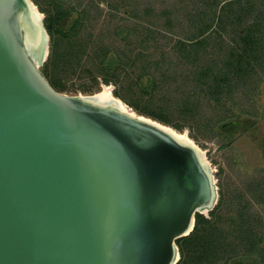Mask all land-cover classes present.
Listing matches in <instances>:
<instances>
[{
  "label": "water",
  "instance_id": "water-1",
  "mask_svg": "<svg viewBox=\"0 0 264 264\" xmlns=\"http://www.w3.org/2000/svg\"><path fill=\"white\" fill-rule=\"evenodd\" d=\"M32 5L0 0V264H177L218 196L204 164L152 118L56 91Z\"/></svg>",
  "mask_w": 264,
  "mask_h": 264
},
{
  "label": "trees",
  "instance_id": "trees-1",
  "mask_svg": "<svg viewBox=\"0 0 264 264\" xmlns=\"http://www.w3.org/2000/svg\"><path fill=\"white\" fill-rule=\"evenodd\" d=\"M32 1L46 14V78L58 92L77 75L99 78L137 113L206 137L264 80V0ZM248 197L221 189L210 218L196 214L176 241L177 264H264V220Z\"/></svg>",
  "mask_w": 264,
  "mask_h": 264
},
{
  "label": "rangeland",
  "instance_id": "rangeland-1",
  "mask_svg": "<svg viewBox=\"0 0 264 264\" xmlns=\"http://www.w3.org/2000/svg\"><path fill=\"white\" fill-rule=\"evenodd\" d=\"M43 3L46 4L45 1ZM34 4L43 14L41 22L45 27L44 18L46 14L42 12L43 9L40 5ZM98 5L105 12L108 10L106 4L101 2ZM75 10L78 11V9ZM76 21L77 12L67 21L64 28L72 30ZM39 44L38 38L36 43L31 44V46L37 48ZM46 64L47 60L40 65V71L45 76L48 72L46 71ZM102 83L105 82L99 78H80L77 75L71 81L63 83L59 92L68 95H89L100 90ZM106 84H112L115 89L113 83ZM193 127L196 126L193 124ZM182 130H187L189 136L203 149L207 170L215 179L218 201L221 189L228 194L233 192L235 194L247 193L250 197L248 198L258 209L264 220V187L262 189L258 188L261 181L264 183V80L260 83L256 92L248 97V100L244 98L242 102L232 107V115L220 123L213 134L211 133L206 137H196L197 135L193 132L192 127H184ZM251 195L255 197V200ZM210 212L202 214L203 217L210 218ZM262 246L264 247V240ZM229 264L256 263L253 258H240L231 261Z\"/></svg>",
  "mask_w": 264,
  "mask_h": 264
},
{
  "label": "bare ground",
  "instance_id": "bare-ground-1",
  "mask_svg": "<svg viewBox=\"0 0 264 264\" xmlns=\"http://www.w3.org/2000/svg\"><path fill=\"white\" fill-rule=\"evenodd\" d=\"M32 8L35 12V15L38 17V19L42 20L43 14L39 11L37 6L32 5ZM41 40L42 41L37 48H30V47L27 48L30 56L32 57L34 63L37 65V67L39 69H40V65L44 61H46L49 57L50 38H49V35L47 32H46V34L43 32V34L41 36ZM48 49H49V51H48ZM113 91H114V86L112 84L102 83L100 90H98L92 94H89V95H83V94H79V95L81 97H83V99H86L92 103H96V104H100V105H104V106H113V107L120 109L121 111H127V112H130V113L135 114V115L144 116V115L137 113L134 109H132V108L130 109L129 108L130 106L127 103H125L122 99L115 96ZM145 117H147V116H145ZM152 120H154V119H152ZM156 122H158V121H156ZM158 123H160L159 125L165 126L163 128L166 129L169 133H171V135H173L178 141L193 147L196 150L198 157L200 158L201 162L204 164V166L207 170L205 153H204L203 149L200 148L196 144V142L189 136L187 130L179 131V130L172 128V126L163 124L161 122H158ZM207 172L210 176L212 183L214 184V186H216L215 185L216 184L215 179L213 178V176L210 174V172L208 170H207ZM216 190H217V186H216ZM215 199H216V203H217L218 196L216 198L214 197V202H215ZM216 203H215V205H216ZM210 207H212V206H210ZM199 211L202 214H206L209 210H208V207H205V208H200Z\"/></svg>",
  "mask_w": 264,
  "mask_h": 264
}]
</instances>
